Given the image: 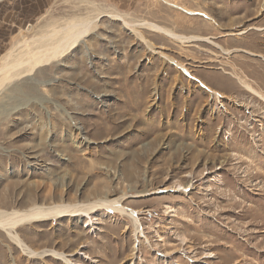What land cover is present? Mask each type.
Here are the masks:
<instances>
[{"label": "rangeland", "instance_id": "obj_1", "mask_svg": "<svg viewBox=\"0 0 264 264\" xmlns=\"http://www.w3.org/2000/svg\"><path fill=\"white\" fill-rule=\"evenodd\" d=\"M99 11L59 58L0 74V210L109 197L138 220L100 208L16 228L66 259L0 229V264H264V0H1L0 66ZM110 12L198 38L143 40Z\"/></svg>", "mask_w": 264, "mask_h": 264}, {"label": "bare ground", "instance_id": "obj_2", "mask_svg": "<svg viewBox=\"0 0 264 264\" xmlns=\"http://www.w3.org/2000/svg\"><path fill=\"white\" fill-rule=\"evenodd\" d=\"M1 1V0H0ZM93 10V9H92ZM96 14L87 15H75L67 19L61 26L58 24H51L49 32L43 33L40 36L33 38L32 40L24 39L20 41L22 46L21 50L15 53L12 50L7 54L4 59V63L0 66V74L10 76H18L21 73L28 71L31 67L48 63L55 60L63 55V53L75 45L82 38L90 34L96 27L97 21L102 16H107L105 12H95ZM108 14V13H107ZM112 17L120 18L125 26L132 28L136 32L137 36L146 40L143 36L140 28H147L152 31L160 32L174 40L187 42L192 39H196V36H184L176 33L174 30L159 24L140 21L134 22L128 20L124 15L110 12ZM201 39V38H200ZM241 83L246 89L254 92L257 95H261L257 92L249 83L240 79ZM262 96V95H261ZM263 97V96H262ZM185 190L186 187H182ZM185 191H188L186 189ZM146 195L145 193L140 196ZM105 208L108 210L128 212L137 221L138 217L134 210H128L126 207L121 205L120 199L118 198H96L88 202H77V203H57L52 204H33L27 208L12 210H0V229L5 231L7 235L15 242L16 245L20 246L24 251L30 255H42L46 253L54 254L65 258L63 252H59L55 249H45L39 252L31 248L26 242H24L18 233L16 228L24 223H29L38 220L57 219L63 216H84L89 215L91 211ZM66 259V258H65ZM71 264L72 261L67 259Z\"/></svg>", "mask_w": 264, "mask_h": 264}]
</instances>
